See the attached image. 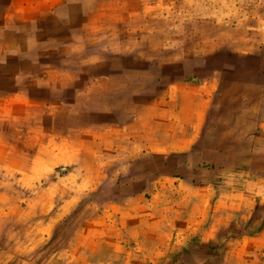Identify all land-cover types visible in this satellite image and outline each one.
<instances>
[{"label": "crops", "instance_id": "crops-1", "mask_svg": "<svg viewBox=\"0 0 264 264\" xmlns=\"http://www.w3.org/2000/svg\"><path fill=\"white\" fill-rule=\"evenodd\" d=\"M213 1L197 4L211 17L198 30L229 28L218 18L227 2ZM66 2L15 0L0 7L8 18L0 30L15 16L16 30L27 31L29 15L47 20ZM88 6L70 11L82 21L62 25L61 35L38 22L36 55L0 70V112L45 106L51 122L48 135L42 125L30 130L44 140L29 162L17 166L0 155V264H45L50 240L47 264H264V106L251 105L264 98L253 90L264 70L246 55L238 58L241 90L234 77L218 82L215 71L213 83L191 89L183 80L163 82L171 75L165 70L151 88L150 69L135 68L141 55L111 41L123 38L131 12L140 17L142 0ZM7 119L0 118V144Z\"/></svg>", "mask_w": 264, "mask_h": 264}, {"label": "rangeland", "instance_id": "rangeland-1", "mask_svg": "<svg viewBox=\"0 0 264 264\" xmlns=\"http://www.w3.org/2000/svg\"><path fill=\"white\" fill-rule=\"evenodd\" d=\"M68 1L69 3L66 2L61 6L60 11L62 14L56 12L52 15L49 12L46 16L47 20L43 21L42 16L36 15L35 12L29 15L27 17L29 27H27V31L22 33L17 31L20 29L18 27V17L13 16L9 30L6 32L0 30V45L2 43L1 39L4 37L7 38L6 41L9 43V46L5 47L6 50L8 49L7 52H3V47L0 46V70L8 65L5 61L13 64L19 61L21 57H26L24 53L29 58L36 55L39 50L36 46V24L38 22H44V26L48 25V28L55 26L54 34L60 32L61 35L66 32L61 29L62 25L66 26V23L78 24L82 21L81 15L70 12L72 9L83 7L84 3L89 4L88 7H93L99 0ZM202 2L204 4L215 3L213 0H142L140 17H136L135 12H131L128 20L130 25L124 30L123 38L110 37L112 38L111 41H126L127 46H124L123 53L135 56L141 55L140 60L135 59V68L140 66V70L147 71L150 69V74L153 76L152 80L150 79V82L145 85L151 88L157 86L160 82L158 76H162L163 71L166 70V72H171V75L163 82L175 84L183 80L191 89L201 88L204 85L209 86L213 83L214 79L211 78V75L215 71L218 82L224 78V80L222 79L223 83H227L234 77L236 89L241 90L244 82L242 66L244 61L238 58L246 55H250L249 63L255 71L264 70V63L258 61L260 55L264 52V0H225L223 4L227 2L226 14L220 15L218 18L219 24L229 28L218 32L198 30L203 25L205 27L208 24L211 25L209 23L211 17L199 14L201 8L197 4ZM14 3L15 0H0V7L15 6ZM223 4L220 6H224ZM7 20L5 14L0 13V26ZM76 33L78 36L79 32ZM51 34L48 31V35ZM212 35H214V38H212ZM217 36L220 38L217 39ZM140 39H145L147 43L151 41L148 43L150 46L133 44L134 41L137 42ZM47 49L42 59L43 62L38 65H46L47 56L52 53L54 47ZM118 50L122 49L118 48ZM148 56L156 57L154 61H148ZM202 58H204V61ZM234 60L237 61L233 63ZM27 64L28 66L36 65L31 62H27ZM18 65L19 63H16L15 66L18 67ZM110 65L115 68L119 66V63L113 62ZM127 65L132 66L133 63L130 61ZM10 70H12L11 67ZM136 74L135 84L138 83ZM3 81L0 78V82ZM139 82L140 85H143V80L140 79ZM253 90L258 93L257 96L259 93L264 92V80L259 78ZM2 91L1 89L0 98L3 96ZM42 97L47 98L48 93L42 94ZM259 97L262 96L259 95ZM251 105L264 106V98L260 100L252 99ZM4 117L8 119L3 128L0 155L5 156L6 161H10L17 166L24 164L25 161L29 162L30 158L36 153L39 143L44 140V137L37 138L36 133L30 132V130L35 126L42 125L44 133L48 135L51 132L49 109L45 106H14L12 111L0 112V118ZM25 153L28 159L23 158ZM59 172L62 175L67 171L60 169ZM67 223L68 221L65 222V227ZM82 227L83 224L77 223V246L81 240L79 233H81ZM52 241L54 240L45 243V264L51 258ZM66 245L67 240L62 239L60 247Z\"/></svg>", "mask_w": 264, "mask_h": 264}]
</instances>
